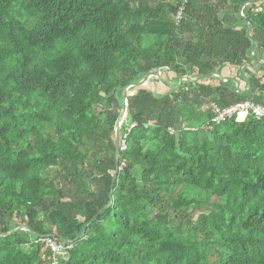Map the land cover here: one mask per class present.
<instances>
[{
    "label": "trees",
    "instance_id": "obj_1",
    "mask_svg": "<svg viewBox=\"0 0 264 264\" xmlns=\"http://www.w3.org/2000/svg\"><path fill=\"white\" fill-rule=\"evenodd\" d=\"M247 1L0 0V264H47L43 236L72 246L59 264H264V122L209 109L264 107V65L238 70L248 23L264 54V0L240 17ZM223 67L248 90L176 86ZM158 69L170 89L128 90L116 168L118 93Z\"/></svg>",
    "mask_w": 264,
    "mask_h": 264
},
{
    "label": "water",
    "instance_id": "obj_2",
    "mask_svg": "<svg viewBox=\"0 0 264 264\" xmlns=\"http://www.w3.org/2000/svg\"><path fill=\"white\" fill-rule=\"evenodd\" d=\"M262 0H251V1H247V2H244L243 4L240 5L239 7V10H238V14L240 17H243L242 15V10L250 5H254V4H257L259 2H261ZM250 24L248 23L247 24V28H246V35L247 37L250 38V42L252 45H254L253 49L250 50V55L252 57V62L251 63H243L240 67H239V73L240 75H243L242 73V68L243 67H248L250 71L252 72H257L258 70H260L263 66V64L261 62H259L255 57L252 56V53L255 52L257 50V47H258V43L251 38L250 36ZM160 69L154 71V72H150L148 74H146L145 76H143V78L138 81V82H131L129 84H127L121 91V96H122V106H121V110H120V113H119V116L117 117L116 119V122H115V125H114V150H115V167L117 168V164H118V153H119V133H120V126H121V123L126 115V112L128 110V105H129V96L127 94L128 90L130 88H139V87H142L144 86L149 79H151L152 77H157L159 78L160 77ZM210 78H217L220 83H222L223 85H229L230 83H234L235 85V88H234V92L235 93H238V90H239V83L237 82V80L235 78H227L225 79L223 77V75L217 71H213L205 76H200L198 78H195V79H191V78H187V77H181L179 78L178 80V83L176 86H178L181 82H198L202 79H210ZM246 78V77H244ZM246 81V80H245ZM247 82V81H246ZM167 88H171V86H167ZM249 88V85L248 87H246V89H244L243 91H247ZM116 175H117V170L114 172L113 176H112V180H111V186L110 188H112L113 186V183L116 179ZM103 211V210H102ZM102 211H100L99 213H97L93 219L95 217H97ZM84 230H85V227H84ZM19 231H25V232H29L28 228L24 227V226H19L17 228H15L14 230H12L11 232L7 233V234H4V235H1V237H7L11 234H14L16 232H19ZM83 233L84 231L81 233V235L78 237V239L80 237L83 236Z\"/></svg>",
    "mask_w": 264,
    "mask_h": 264
},
{
    "label": "built area",
    "instance_id": "obj_3",
    "mask_svg": "<svg viewBox=\"0 0 264 264\" xmlns=\"http://www.w3.org/2000/svg\"><path fill=\"white\" fill-rule=\"evenodd\" d=\"M180 10L177 12V16H175V21L180 19ZM209 109L212 113L210 122L215 126L220 125L231 117L235 118V122H241L248 114L264 122V107L256 105L251 101L239 102L226 108H219L217 105L211 103ZM241 115L242 119L239 120ZM133 126L134 124H131L130 128ZM168 132L172 134L173 130L168 129ZM124 149L125 144L122 140L119 142V150L123 151ZM34 243L42 247V252L47 256V264H59V258H62L72 248L70 244L56 241L49 236L38 237Z\"/></svg>",
    "mask_w": 264,
    "mask_h": 264
},
{
    "label": "rangeland",
    "instance_id": "obj_4",
    "mask_svg": "<svg viewBox=\"0 0 264 264\" xmlns=\"http://www.w3.org/2000/svg\"><path fill=\"white\" fill-rule=\"evenodd\" d=\"M177 16V14L175 15ZM224 69V68H223ZM233 75H235V70L234 69H231V71L228 72V76H231V78H234ZM258 76V74L256 75ZM166 78H167V81L166 82H169V85H172L175 81L173 80L175 78L176 80V77L173 73H170L168 74V76L166 75ZM192 79H195V78H192ZM163 81H165V79H163L161 76L159 78L157 77H152L151 79L148 80V82L142 86L141 88L143 89H147L149 91H153V92H156L158 94L160 93H163L165 90H167V86H165V84L163 85ZM211 83H214L216 84L217 81L216 80H211L210 81ZM135 93V90H132V91H129L127 92L128 96H132L133 94ZM118 105L119 107L122 106V96H121V92L118 93ZM208 110V108L204 105L202 106V110ZM52 177V176H51ZM204 209H201V210H190V219L192 222L195 221L196 217L203 211ZM26 218L27 219H41L42 216L38 213H35V212H29L27 213L26 215ZM177 220H174L173 221V226L177 229L178 226H179V223H178V217L176 218ZM184 223V222H182ZM208 256H209V260H213L215 259V256H216V252L213 251V250H208Z\"/></svg>",
    "mask_w": 264,
    "mask_h": 264
},
{
    "label": "crops",
    "instance_id": "obj_5",
    "mask_svg": "<svg viewBox=\"0 0 264 264\" xmlns=\"http://www.w3.org/2000/svg\"><path fill=\"white\" fill-rule=\"evenodd\" d=\"M256 59L264 65V54H262V53L256 54ZM223 68L224 69H222L220 72L223 75V77L225 79H227L229 77L231 78V76H228V72L231 71V68H229V67H223ZM246 70H247L248 74L251 72L248 68H246ZM233 77H235V76L233 75ZM239 89H243V90L246 89V86L244 85L243 82H240Z\"/></svg>",
    "mask_w": 264,
    "mask_h": 264
}]
</instances>
